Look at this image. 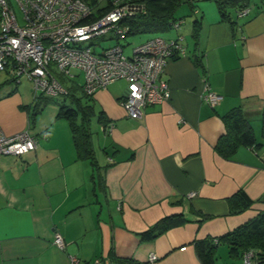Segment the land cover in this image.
Returning a JSON list of instances; mask_svg holds the SVG:
<instances>
[{"label":"crops","instance_id":"0c3cea01","mask_svg":"<svg viewBox=\"0 0 264 264\" xmlns=\"http://www.w3.org/2000/svg\"><path fill=\"white\" fill-rule=\"evenodd\" d=\"M247 2L246 14L233 10V23L221 20L215 2L197 9L196 42L192 23L190 39L179 33L184 53L162 72L170 98L145 107L141 117L127 115L120 103L125 88L116 81L90 96V114H98L104 132L98 177L78 156L60 105L49 108V101L32 119L34 92L4 70L0 128L10 135L28 129L37 145L0 156V264H70L71 255L77 264H201L195 240L221 236L264 210L256 200L234 214L227 201L239 188L254 199L264 194V0ZM206 84L223 95L220 102L202 99ZM235 106L260 145L240 146L226 158L215 144L225 132L222 114ZM176 214L182 223L140 239L139 232ZM55 231L64 247L53 242ZM220 244L216 264H245Z\"/></svg>","mask_w":264,"mask_h":264},{"label":"built area","instance_id":"2783aa9c","mask_svg":"<svg viewBox=\"0 0 264 264\" xmlns=\"http://www.w3.org/2000/svg\"><path fill=\"white\" fill-rule=\"evenodd\" d=\"M21 9V22L12 0H0V70H9L15 80L26 77L33 83L34 94L66 92L55 72L73 76L75 70L83 73L82 89L92 95L110 82L124 79L125 92L120 98L128 116L141 117L144 108L170 98V86L162 77L169 58L185 51L183 36L165 38L153 35L133 47L130 55L123 46L114 43L96 51L92 43H83L109 32L124 37L126 27L119 20L135 14L142 6L133 0H100L109 2L110 8L93 17L94 6L87 0H14ZM248 7L237 10L241 16ZM181 20L172 23L177 28ZM54 63L56 69L51 67ZM202 99L214 105L223 95L205 85ZM37 140L28 129L6 134L0 128V156L21 155L33 150ZM190 192L189 195H192ZM217 241V239H215ZM53 242L64 247L59 232H54ZM254 250H246L242 257L251 264ZM151 260L156 259L150 254ZM99 258L94 262L98 263ZM77 256H70V264H77Z\"/></svg>","mask_w":264,"mask_h":264},{"label":"trees","instance_id":"16d2710c","mask_svg":"<svg viewBox=\"0 0 264 264\" xmlns=\"http://www.w3.org/2000/svg\"><path fill=\"white\" fill-rule=\"evenodd\" d=\"M87 1L95 8L93 17L101 15L110 8L109 2L98 5L97 0ZM133 1L139 2L142 7L135 14L123 17L119 20V25L126 27L124 37L130 34L142 32L152 33L153 36L158 35L157 33L159 31H164L171 28L173 22L182 19V17H177L175 15V10L182 3H187L192 10L195 12L198 11L195 7L198 0ZM213 1L218 8L221 20H228L230 23H233L234 21L231 18L233 10H235L237 14L238 9L248 7V0ZM193 23L194 26L191 35L194 39V42H196L195 40L197 39L198 34L197 24H199V19L195 18ZM179 26L177 28H179ZM112 36L119 38L114 34H112L111 37ZM183 39L182 43L185 46ZM199 56L196 55V61L199 60ZM11 75L13 80L18 83L19 81L17 82L15 80L12 73ZM80 87L83 93L82 96H85V104H83L82 98L70 93V89L68 87H64L66 92L63 93L71 94L70 101L72 102L73 106L84 108V115L82 116V119L83 121H86L87 116H89L92 111L91 104L88 103L91 95L83 91L82 85H80ZM37 98L38 103L35 105H33V103L27 105L32 119L40 110H42L43 106L50 101V99L42 92L33 94V100ZM72 104H60L59 115H62L69 120L78 156L89 159L90 162L95 165L92 151L88 145L89 136L85 130L83 131V129H81L82 126L80 127V125H78L76 119H74L73 114L75 108L72 107ZM222 120L225 125V132L219 136L215 144V150L220 155L229 158L240 146L258 147L260 145V143L256 142L252 126L244 115L240 106L232 107L227 112L222 114ZM262 131H264V114H262ZM256 200L264 201V194L254 199L251 198L242 188L237 189L227 198L230 212L234 214L242 212L251 206ZM183 221L184 218L181 214L164 216L163 218L156 221L153 225L149 226L147 229L139 232L138 235L141 240H153L168 228L180 224ZM215 239H217V241H215ZM220 243H226L231 254H237L241 256L246 250L253 249L255 253L251 264H264V210L256 214L251 219L222 234L221 236H206L202 239L195 240L194 245L201 264H216V251L217 246Z\"/></svg>","mask_w":264,"mask_h":264},{"label":"rangeland","instance_id":"374dc122","mask_svg":"<svg viewBox=\"0 0 264 264\" xmlns=\"http://www.w3.org/2000/svg\"><path fill=\"white\" fill-rule=\"evenodd\" d=\"M12 2H13L12 5L15 8V12L18 16V19L21 22L22 21L21 20V16H22L21 9L19 8L18 4L14 0H12ZM208 2L214 5V2L212 0H198L196 2L195 7H196V9L204 10L203 6H204V4H207ZM175 15L177 17H182L183 21L180 23V24H182V25H180L181 27H179V28L171 27L167 30L159 31L157 34L167 38V37H174L183 31L184 33H186V37L188 39H190V37H191L190 36L191 25H192L193 21L195 20V18H197V17L200 18L202 16V11L196 13L194 10L191 9V7L187 3H182L175 10ZM110 35H112L111 32L104 34V35H99V36L93 37V38L85 41L83 44L89 45L92 43V46L95 47V50L100 51L102 49V47L112 45L114 43H119L123 46L124 54L130 55L133 47H135L139 43H142L146 39L151 37L152 33L142 32V33L130 34V35H127V36L121 37V38H116L113 36L110 37ZM51 67H53V69H56L54 63L51 64ZM8 75H9V73H8ZM55 75L59 78V80L61 81V84L64 87H68L70 89V93H72L73 95H75L77 97L82 98L83 104H85V102H86L85 96H82L83 93H82V90L80 87V84L83 81V73L82 72H80L79 70H75L73 76H67V75H64L63 73H60L58 71V72H55ZM4 76H7L6 71H4V70L0 71V79H2V77H4ZM115 83L117 84L118 88H120L121 90H123L125 88L126 82L124 79H118V80H116ZM17 85H19L23 89H27V91H30L31 93L34 92L33 91V83L28 78H25L22 76L19 83H17ZM70 93L69 94H65V93L45 94V96H47L50 99V102L48 104L49 108L52 105L57 106V104L60 105L62 103H66L67 105L72 104V102L70 101V98H71ZM32 103H33V105L38 103V98L33 100ZM72 107L75 108V111L73 114L74 119H76V122L78 123V125H80V127L82 126L81 129H83V131L85 130V132L89 136V144L88 145L92 151V155H93L94 160H95V165H93L94 169H95L94 175L96 177H98V175L102 171L103 166L105 164V156H106V154L104 152L103 145H102L104 132L100 128L98 114L96 112L94 114H89V116H87V120L83 121L82 116L84 115V113H83L84 108L73 106V104H72ZM64 118H66V117H64ZM64 118L62 120L63 122H69V120L67 118L66 119H64ZM88 162H90V161H88ZM225 244L226 243H223V245H225ZM220 245H222V244H220Z\"/></svg>","mask_w":264,"mask_h":264}]
</instances>
